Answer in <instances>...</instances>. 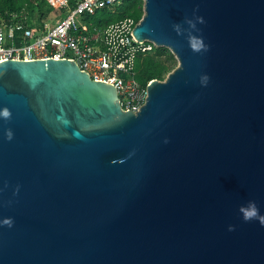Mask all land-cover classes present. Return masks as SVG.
Returning <instances> with one entry per match:
<instances>
[{
    "label": "water",
    "instance_id": "1",
    "mask_svg": "<svg viewBox=\"0 0 264 264\" xmlns=\"http://www.w3.org/2000/svg\"><path fill=\"white\" fill-rule=\"evenodd\" d=\"M132 36L176 61L135 113L72 60L0 62V264H264V0H142Z\"/></svg>",
    "mask_w": 264,
    "mask_h": 264
},
{
    "label": "built area",
    "instance_id": "2",
    "mask_svg": "<svg viewBox=\"0 0 264 264\" xmlns=\"http://www.w3.org/2000/svg\"><path fill=\"white\" fill-rule=\"evenodd\" d=\"M53 7L40 23L25 13L0 19V62L37 59H68L93 81L115 89L119 108L135 113L146 91L134 79V61L155 46L132 36L137 22L124 16L96 28L88 19L117 0H48Z\"/></svg>",
    "mask_w": 264,
    "mask_h": 264
},
{
    "label": "trees",
    "instance_id": "3",
    "mask_svg": "<svg viewBox=\"0 0 264 264\" xmlns=\"http://www.w3.org/2000/svg\"><path fill=\"white\" fill-rule=\"evenodd\" d=\"M53 7L48 0H0V19L9 14L18 15L21 12L29 20L35 19L37 23L43 21L52 11ZM142 15V0H117L111 9H102L88 19L96 28L104 23L113 22L124 16L137 22ZM35 17V18H33ZM176 66V61L167 49L154 48L151 53L138 55L134 61L135 81L145 86L151 80L162 81Z\"/></svg>",
    "mask_w": 264,
    "mask_h": 264
},
{
    "label": "clouds",
    "instance_id": "4",
    "mask_svg": "<svg viewBox=\"0 0 264 264\" xmlns=\"http://www.w3.org/2000/svg\"><path fill=\"white\" fill-rule=\"evenodd\" d=\"M186 22L190 23L189 21H186ZM199 22L203 23V19L199 18ZM173 27L177 35H180L182 33V28L179 24H176ZM188 43L190 44V47L197 52H200L201 50H204V51L207 50V46L203 43V40L201 38L193 36L191 33L188 36ZM203 79L206 82L208 78L205 77ZM10 115L11 114L9 110L6 108L0 111V117H3L6 120L10 118ZM6 137L8 140L12 139V132L10 130L6 133ZM238 212L241 215L242 220L244 222L247 223V222L255 220L260 224V226L264 227V215L260 214L259 208L257 207L255 201H248L246 205L240 206L238 208ZM4 223L8 227L12 226L11 219L5 220ZM228 230L233 231L234 229L233 227L230 226Z\"/></svg>",
    "mask_w": 264,
    "mask_h": 264
},
{
    "label": "rangeland",
    "instance_id": "5",
    "mask_svg": "<svg viewBox=\"0 0 264 264\" xmlns=\"http://www.w3.org/2000/svg\"><path fill=\"white\" fill-rule=\"evenodd\" d=\"M47 17H50L51 19H54V18H53L54 16H52L50 13L48 14ZM33 18H35V17H33ZM33 21H35V19H33ZM35 22H36V21H35ZM172 57H173V56H172ZM173 59H174V58H173ZM166 75H167V74H166ZM166 75H164L163 77L165 78ZM164 78H163V79H164Z\"/></svg>",
    "mask_w": 264,
    "mask_h": 264
}]
</instances>
